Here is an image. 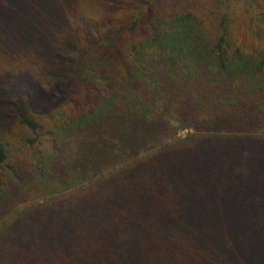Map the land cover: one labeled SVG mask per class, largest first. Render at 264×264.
Here are the masks:
<instances>
[{"label": "trees", "instance_id": "trees-1", "mask_svg": "<svg viewBox=\"0 0 264 264\" xmlns=\"http://www.w3.org/2000/svg\"><path fill=\"white\" fill-rule=\"evenodd\" d=\"M228 2L0 0V264H264V51Z\"/></svg>", "mask_w": 264, "mask_h": 264}, {"label": "rangeland", "instance_id": "rangeland-1", "mask_svg": "<svg viewBox=\"0 0 264 264\" xmlns=\"http://www.w3.org/2000/svg\"><path fill=\"white\" fill-rule=\"evenodd\" d=\"M226 13L229 19L228 24V37L234 47L239 48L243 53L249 54L251 51H264V0H229L226 7ZM21 43L16 44L17 46ZM17 52V51H14ZM13 73H15V70H12ZM16 75V77H15ZM14 75L13 80H15V83L7 84L5 83V86L3 87V90L12 91V93L16 94L15 91L18 88L16 81V78H20V73H17ZM4 76H6L4 74ZM27 80V81H26ZM26 82H20L18 86H20V91L23 90L25 85V91L24 94L20 97V100L22 101V104L26 103L28 96L30 97L32 94H34V102H35V109L36 111H44V106L41 104L40 99H42V89L35 85V81L33 79L26 78ZM3 83V81L1 80ZM23 87H22V86ZM36 87V91L32 92L31 87ZM12 99V94L8 97H1L0 98V104L4 108L3 111L0 110V115L4 116L6 120L12 125V129L8 130L6 126H3L2 118L0 116V130H7L11 134L17 135L19 138L24 136V131L20 129L19 126L15 122V115L14 113H9L5 108H10L7 106L8 101ZM29 99V98H28ZM27 105V104H26ZM28 106V105H27ZM48 106V105H46ZM29 112V111H28ZM28 116L33 117L36 115H32L28 113ZM41 116V115H39ZM188 131H179L177 133L178 137H183ZM15 142H18V145L22 144V140H15ZM28 156L33 152L32 149H28ZM22 159L26 162H29V160H26L22 157ZM22 206V205H19Z\"/></svg>", "mask_w": 264, "mask_h": 264}]
</instances>
